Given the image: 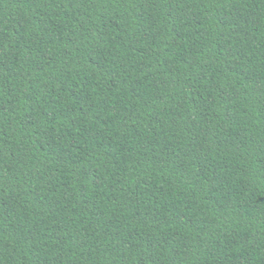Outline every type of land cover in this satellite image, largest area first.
Masks as SVG:
<instances>
[{"label":"trees","instance_id":"16d2710c","mask_svg":"<svg viewBox=\"0 0 264 264\" xmlns=\"http://www.w3.org/2000/svg\"><path fill=\"white\" fill-rule=\"evenodd\" d=\"M0 264H264V0H0Z\"/></svg>","mask_w":264,"mask_h":264}]
</instances>
